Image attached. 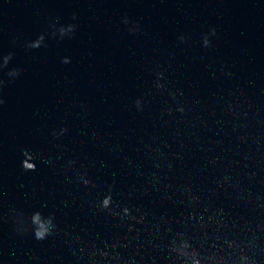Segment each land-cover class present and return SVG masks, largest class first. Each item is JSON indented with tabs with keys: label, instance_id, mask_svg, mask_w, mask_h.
<instances>
[{
	"label": "water",
	"instance_id": "water-1",
	"mask_svg": "<svg viewBox=\"0 0 264 264\" xmlns=\"http://www.w3.org/2000/svg\"><path fill=\"white\" fill-rule=\"evenodd\" d=\"M0 264H264V0H0Z\"/></svg>",
	"mask_w": 264,
	"mask_h": 264
},
{
	"label": "clouds",
	"instance_id": "clouds-1",
	"mask_svg": "<svg viewBox=\"0 0 264 264\" xmlns=\"http://www.w3.org/2000/svg\"><path fill=\"white\" fill-rule=\"evenodd\" d=\"M38 239H43L44 237L43 236H37Z\"/></svg>",
	"mask_w": 264,
	"mask_h": 264
}]
</instances>
